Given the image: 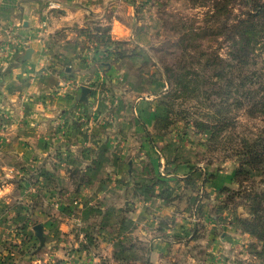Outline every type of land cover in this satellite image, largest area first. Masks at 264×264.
<instances>
[{
	"label": "rangeland",
	"instance_id": "1",
	"mask_svg": "<svg viewBox=\"0 0 264 264\" xmlns=\"http://www.w3.org/2000/svg\"><path fill=\"white\" fill-rule=\"evenodd\" d=\"M114 1L104 14L88 11L82 22L50 33L41 26L36 39L17 34L21 24L4 30L6 63L38 42L47 72L55 62L62 72L91 64L106 71L104 116L95 103L77 115L82 132L104 138L106 130V145L84 150L95 157L76 162L63 149L62 167L52 172L31 163L13 169L31 201L44 204L47 230L68 238V253L49 264H264L263 242L238 224L263 175L235 179V152L264 128V118L232 97L221 114L217 107L224 83L216 81V55L226 58L231 49L222 28L246 15L245 0ZM121 10L133 18L132 39L111 33ZM256 56L261 65V50ZM170 71L190 72L187 87ZM24 234L25 244L35 240L31 250L42 247L32 231Z\"/></svg>",
	"mask_w": 264,
	"mask_h": 264
},
{
	"label": "crops",
	"instance_id": "2",
	"mask_svg": "<svg viewBox=\"0 0 264 264\" xmlns=\"http://www.w3.org/2000/svg\"><path fill=\"white\" fill-rule=\"evenodd\" d=\"M106 1L0 0V50L5 43L4 30L8 25L16 27L21 24L17 34L36 39L37 29L41 26L50 33L63 25L82 22L88 11L104 14ZM114 2L123 6V0ZM118 14L112 22L113 37L134 38L130 28L132 16L124 10ZM30 47L33 53L26 62L6 63L3 57L0 58V264H49L54 257L68 253L66 234L49 231L50 222L44 213H40L44 204L34 198L31 201L32 193L26 190L21 176L13 170L14 166L19 168L21 164L31 163L52 172L54 167H62L60 160L66 155L76 162L93 159L95 153L84 152L87 144L92 148L106 145V130L102 133L104 138L84 133L83 124L77 119L81 110L91 111L94 103L98 109L96 113L102 111L101 116H104L106 71L99 73L91 64L83 69L66 66L62 72L61 66L55 62L47 72L42 67L45 62L42 44L36 42ZM82 85L90 89L88 103L77 99ZM97 121L93 131L98 129ZM63 149L66 154L60 157L58 154ZM5 188L9 190L4 191ZM39 222L43 225L44 244L31 250L35 240L25 244L24 232L32 231L35 236L33 226ZM66 224L64 221L56 226ZM54 241L59 244L57 248L52 247Z\"/></svg>",
	"mask_w": 264,
	"mask_h": 264
},
{
	"label": "trees",
	"instance_id": "3",
	"mask_svg": "<svg viewBox=\"0 0 264 264\" xmlns=\"http://www.w3.org/2000/svg\"><path fill=\"white\" fill-rule=\"evenodd\" d=\"M245 7L246 15L238 19L231 28H222L226 39L230 41L231 49L226 58L216 55L215 64L220 69L216 73V81L224 83V88H219L223 89L218 94L221 102L217 103V107H226L228 98L232 97L236 107L247 105L249 114L264 118V0H245ZM257 50H261L263 55L261 65L257 60ZM170 72L177 83H183L187 87L184 78L190 72ZM228 74L230 77H227ZM171 75L167 80L169 83ZM190 81L193 79L188 80ZM221 108L219 107V113ZM235 154L238 163L235 179L238 182V178H247L251 171H258L263 175L261 190L249 194V216L238 217V224L244 233L263 242L260 253L264 254V128L255 132L250 140H244V144Z\"/></svg>",
	"mask_w": 264,
	"mask_h": 264
},
{
	"label": "water",
	"instance_id": "4",
	"mask_svg": "<svg viewBox=\"0 0 264 264\" xmlns=\"http://www.w3.org/2000/svg\"><path fill=\"white\" fill-rule=\"evenodd\" d=\"M33 53V48L28 47L25 49V51L20 54L17 58L16 61L18 63H23L26 62L28 59H30L31 55ZM90 92V89L86 85H82L80 88V94L77 96V99L80 100L81 102H87V94ZM34 234L38 238L40 245L44 244L45 237L43 235V225L42 223H36L33 226Z\"/></svg>",
	"mask_w": 264,
	"mask_h": 264
},
{
	"label": "clouds",
	"instance_id": "5",
	"mask_svg": "<svg viewBox=\"0 0 264 264\" xmlns=\"http://www.w3.org/2000/svg\"><path fill=\"white\" fill-rule=\"evenodd\" d=\"M9 189L5 188L4 191H8Z\"/></svg>",
	"mask_w": 264,
	"mask_h": 264
},
{
	"label": "built area",
	"instance_id": "6",
	"mask_svg": "<svg viewBox=\"0 0 264 264\" xmlns=\"http://www.w3.org/2000/svg\"><path fill=\"white\" fill-rule=\"evenodd\" d=\"M53 4H51V6H52Z\"/></svg>",
	"mask_w": 264,
	"mask_h": 264
}]
</instances>
